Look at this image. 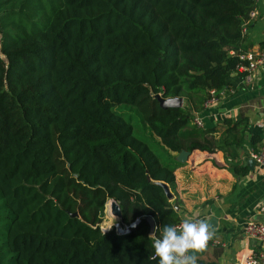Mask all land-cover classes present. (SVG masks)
<instances>
[{"label": "trees", "instance_id": "1", "mask_svg": "<svg viewBox=\"0 0 264 264\" xmlns=\"http://www.w3.org/2000/svg\"><path fill=\"white\" fill-rule=\"evenodd\" d=\"M256 4L0 0V264H155L147 217L181 219L170 151L220 149L246 172L247 117L219 135L193 118L247 62ZM109 198L139 218L129 232L101 228Z\"/></svg>", "mask_w": 264, "mask_h": 264}, {"label": "crops", "instance_id": "2", "mask_svg": "<svg viewBox=\"0 0 264 264\" xmlns=\"http://www.w3.org/2000/svg\"><path fill=\"white\" fill-rule=\"evenodd\" d=\"M252 12L241 44L243 53L264 48V0H257ZM242 75L240 69L232 73L217 101L207 104L198 115L204 127L217 129L216 135L224 129L222 120L225 117L237 118L240 114L247 117L244 140L237 148L238 156L232 160V164L246 165V172L232 171L230 161H226L220 149L212 152L194 149L184 161L177 159L178 152L170 151L177 163L175 189L170 190L169 198L178 202L180 216L199 210L214 233L205 251L196 254L198 264L201 260L232 264L250 249L259 247L255 239L243 232L242 226L247 220L262 218L258 208L264 202V165L255 162L251 168L248 160L250 151L264 144V65L249 82L242 80ZM108 216L110 222L106 220L107 224L118 220L111 214Z\"/></svg>", "mask_w": 264, "mask_h": 264}, {"label": "clouds", "instance_id": "3", "mask_svg": "<svg viewBox=\"0 0 264 264\" xmlns=\"http://www.w3.org/2000/svg\"><path fill=\"white\" fill-rule=\"evenodd\" d=\"M213 235L199 210L181 214L179 224L154 227L149 235L152 251L148 259L155 264H198L196 254L205 251Z\"/></svg>", "mask_w": 264, "mask_h": 264}, {"label": "built area", "instance_id": "4", "mask_svg": "<svg viewBox=\"0 0 264 264\" xmlns=\"http://www.w3.org/2000/svg\"><path fill=\"white\" fill-rule=\"evenodd\" d=\"M250 13L253 12L251 11ZM244 30H246V28H244ZM240 58L247 61L245 64H240L238 66V69L243 71L242 80L249 82L252 80L257 69L264 65V48L255 51L251 50L248 53H241ZM224 89L225 88L219 91L211 89L210 97L205 102V105L217 101L219 92L223 93ZM193 121L198 126H203L202 119L198 114L194 116ZM249 156L253 158L257 164L264 165V144L256 149H252ZM258 210L262 218L245 221L242 230L246 235L255 239L259 247L257 249H250L244 256H239L232 264H264V202L259 206ZM105 212L111 214L109 206L105 207ZM138 220L139 218H136L129 224H121L119 220H117L111 225L109 224L108 227H104L102 224H100V226L103 230H107L111 226H114L116 232L122 234L129 232L130 228L134 226ZM179 222L180 220L176 224H179ZM213 242H217V240L213 239Z\"/></svg>", "mask_w": 264, "mask_h": 264}, {"label": "water", "instance_id": "5", "mask_svg": "<svg viewBox=\"0 0 264 264\" xmlns=\"http://www.w3.org/2000/svg\"><path fill=\"white\" fill-rule=\"evenodd\" d=\"M159 99V103L161 106L163 107H167V106H179L182 103V98L181 97H167V98H162V97H158ZM189 154V150L186 149H181L180 151H178L177 154V159L179 161H184L186 160L187 156ZM249 163V167H253V165L255 164V160L253 158H250L248 160ZM161 184L164 187L165 193L168 197L171 196V192H170V188L168 187V185L161 181ZM109 206L110 207V211H111V215L116 218V219H120L121 218V210H120V206L118 204V201H116L114 198H109L107 200V202L105 203V207ZM175 209H178V206H175ZM75 214V212L73 213ZM149 224H150V233L153 232L154 229V220L151 216L147 217ZM213 220L215 219V216L212 218Z\"/></svg>", "mask_w": 264, "mask_h": 264}, {"label": "rangeland", "instance_id": "6", "mask_svg": "<svg viewBox=\"0 0 264 264\" xmlns=\"http://www.w3.org/2000/svg\"><path fill=\"white\" fill-rule=\"evenodd\" d=\"M108 217H109L108 214L105 212V214H104V218H103L102 222L100 223V224H102L104 227H105V226L108 227V225H109V224H107V221L110 222V220H108ZM106 220H107V221H106ZM110 224H111V223H110Z\"/></svg>", "mask_w": 264, "mask_h": 264}]
</instances>
